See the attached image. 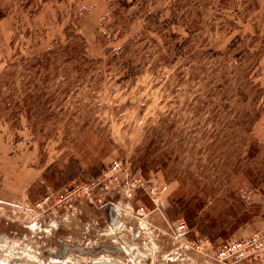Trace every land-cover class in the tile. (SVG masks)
Listing matches in <instances>:
<instances>
[{
	"label": "rangeland",
	"instance_id": "374dc122",
	"mask_svg": "<svg viewBox=\"0 0 264 264\" xmlns=\"http://www.w3.org/2000/svg\"><path fill=\"white\" fill-rule=\"evenodd\" d=\"M263 235L264 0H0V264Z\"/></svg>",
	"mask_w": 264,
	"mask_h": 264
},
{
	"label": "built area",
	"instance_id": "2783aa9c",
	"mask_svg": "<svg viewBox=\"0 0 264 264\" xmlns=\"http://www.w3.org/2000/svg\"><path fill=\"white\" fill-rule=\"evenodd\" d=\"M116 164V163H115ZM84 192L85 197L90 202V193L86 187L81 188ZM70 190V191H69ZM67 190L68 194H72L75 197L72 199V203H77L80 197L79 188ZM61 201H57L55 205H59ZM70 204V203H69ZM222 251L226 252L228 255L234 256L236 259H259L264 261V235L263 236H252L247 239H242L238 241H230L223 246Z\"/></svg>",
	"mask_w": 264,
	"mask_h": 264
},
{
	"label": "bare ground",
	"instance_id": "6f19581e",
	"mask_svg": "<svg viewBox=\"0 0 264 264\" xmlns=\"http://www.w3.org/2000/svg\"><path fill=\"white\" fill-rule=\"evenodd\" d=\"M117 217V216H116ZM120 218V217H119ZM117 221V220H116ZM32 227V230H37L38 229V227L37 226H31ZM117 227L118 226H113L112 227V230L114 231L112 234H115V231H118V229H117ZM119 228V227H118ZM111 231V230H110ZM118 233V232H117ZM109 245V244H108ZM118 245V244H117ZM121 245V244H120ZM118 246L119 247V250H120V252H123V254L125 253V254H127L128 255V260L127 261H123L121 258H119V257H114V256H104V255H98L97 257H95L90 263H92V262H94V261H112V262H114V263H117V264H141V262L140 263H138V262H136L135 261V259H133L130 255L132 254V253H130V251H129V249H126L124 246ZM126 246V245H125ZM26 248H27V246H26ZM136 249V248H135ZM130 250H131V248H130ZM131 251H133V250H131ZM33 252V251H32ZM39 253V252H38ZM118 253V252H117ZM140 253V252H139ZM69 252H66L65 254H63V255H65V256H62V257H56V258H51V261H49V263L50 264H78L76 261H73V260H71L70 258H69ZM135 254V253H134ZM67 255V256H66ZM47 257V256H46ZM70 257H71V255H70ZM136 257V256H135ZM40 261V260H39ZM41 262V261H40ZM13 263V262H12ZM17 263V262H16ZM90 263H88V264H90ZM40 264V263H39Z\"/></svg>",
	"mask_w": 264,
	"mask_h": 264
},
{
	"label": "water",
	"instance_id": "95a60500",
	"mask_svg": "<svg viewBox=\"0 0 264 264\" xmlns=\"http://www.w3.org/2000/svg\"><path fill=\"white\" fill-rule=\"evenodd\" d=\"M101 250L109 251V252H120L118 246H113V247L112 246H101V247H97L94 249H81L79 247L69 248L67 246H63L59 252V257L64 256L63 254H65L66 252H78L82 254L96 255ZM90 264H117V263H114L112 261H94Z\"/></svg>",
	"mask_w": 264,
	"mask_h": 264
},
{
	"label": "flooded vegetation",
	"instance_id": "af4514ba",
	"mask_svg": "<svg viewBox=\"0 0 264 264\" xmlns=\"http://www.w3.org/2000/svg\"><path fill=\"white\" fill-rule=\"evenodd\" d=\"M102 251V250H101Z\"/></svg>",
	"mask_w": 264,
	"mask_h": 264
}]
</instances>
